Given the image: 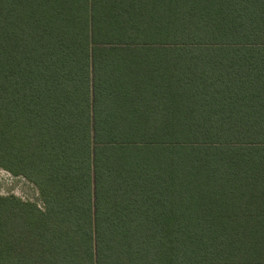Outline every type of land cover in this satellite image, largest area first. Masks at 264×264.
Returning <instances> with one entry per match:
<instances>
[{"label":"trees","instance_id":"obj_1","mask_svg":"<svg viewBox=\"0 0 264 264\" xmlns=\"http://www.w3.org/2000/svg\"><path fill=\"white\" fill-rule=\"evenodd\" d=\"M0 264H264V0H0Z\"/></svg>","mask_w":264,"mask_h":264},{"label":"rangeland","instance_id":"obj_2","mask_svg":"<svg viewBox=\"0 0 264 264\" xmlns=\"http://www.w3.org/2000/svg\"><path fill=\"white\" fill-rule=\"evenodd\" d=\"M15 195L24 201L43 206L35 185L22 177H15L0 167V197Z\"/></svg>","mask_w":264,"mask_h":264}]
</instances>
